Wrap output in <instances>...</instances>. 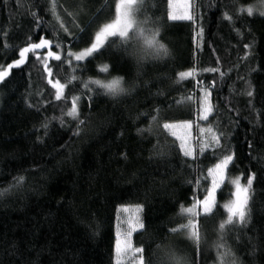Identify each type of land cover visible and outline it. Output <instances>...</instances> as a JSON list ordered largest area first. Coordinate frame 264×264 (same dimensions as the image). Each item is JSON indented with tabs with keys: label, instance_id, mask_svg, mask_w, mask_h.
<instances>
[{
	"label": "trees",
	"instance_id": "obj_1",
	"mask_svg": "<svg viewBox=\"0 0 264 264\" xmlns=\"http://www.w3.org/2000/svg\"><path fill=\"white\" fill-rule=\"evenodd\" d=\"M55 3L59 20L51 0H0V65L18 59L19 48L41 36L65 61L69 51L90 46L95 33L115 19L117 0ZM139 4L136 26L159 29L157 38L169 50L163 59L138 64L120 39L111 37L93 56L73 60L74 67L81 65L75 71L66 61L49 59V77L42 62L49 49H39V58L29 53L25 65L0 83V264H115L119 211L136 205H143L145 227L133 234V246L144 249L137 256L146 264H156L158 245L170 247L187 264H264L261 0H193L192 21L168 20V0ZM131 38L139 49L143 39L135 27ZM193 69V76L179 77ZM115 77L132 89L112 98L96 87L89 99L85 81ZM48 79L66 85L60 100ZM205 88L212 105L207 120L200 117ZM73 97L79 98L75 117L68 115ZM185 120L191 121L194 158L185 157L177 138L163 128ZM206 143L210 146L201 153ZM226 154L233 161L213 214L200 217L199 243L172 233L187 222L181 207H190L194 196L203 199L210 185L207 169ZM252 173L247 224L220 230L224 204L233 198L231 180L239 177L246 184Z\"/></svg>",
	"mask_w": 264,
	"mask_h": 264
},
{
	"label": "snow or ice",
	"instance_id": "obj_2",
	"mask_svg": "<svg viewBox=\"0 0 264 264\" xmlns=\"http://www.w3.org/2000/svg\"><path fill=\"white\" fill-rule=\"evenodd\" d=\"M7 3V0H5ZM140 6L139 0H117L115 6V19L110 23H105L99 31L95 33V37L90 43V46L85 47L82 51L71 52L69 51L65 61L68 63L69 67L73 68L75 71L76 67H81V65L73 66V60L76 62H82L87 57L93 56L94 53H97L101 50L105 43L111 37H118L122 42L125 52L135 58L137 63H141L147 57L151 56L153 52L150 50H155L158 52L163 46L159 44L158 34L159 29H150V35L145 33L144 28L136 26L135 12ZM169 12L168 20L177 21V20H189L194 19L193 15L189 12V0H184L183 4L179 8L174 4V0H168ZM51 11L54 16H56V3L55 0H51ZM260 14L264 15V0H261ZM249 15L253 13V7L247 9ZM35 16V13H33ZM57 20L59 17L56 16ZM225 19L231 20L232 17L225 14ZM63 28V25H61ZM136 28V33L138 36L142 37L144 47L135 49L132 45L131 33L133 28ZM65 32H68L67 28H64ZM200 34L203 33V28L199 30ZM52 41L45 39L43 36L39 38L38 43L29 42L27 46L19 48V58L13 59L11 63L6 66L0 65V83L6 82V78L10 76L11 70L13 68L20 69L22 65H25L26 60L28 59L29 53L37 55L39 54L37 50L39 49H49L46 55L43 57L42 62L44 64V71L48 74L49 77L53 75V69L49 65L48 60L53 59L55 61H60L64 63L65 61L61 60V54L56 51L51 50ZM57 48H60L59 43L56 44ZM248 47V45H245ZM164 54L168 55V50L164 49ZM103 71H108V66L105 65L102 69ZM207 72H217V68H208L205 69ZM195 70H189L186 72H180L179 77L181 79L194 75ZM78 77L72 75L71 80H76ZM70 82V81H69ZM48 83L52 85V88L56 90L55 98L60 100L64 89L65 84L61 83L59 79L53 81L48 79ZM119 85V79H112L110 81H103L100 79L89 80L84 82V88L89 93V99L92 98V95L96 87L111 90L116 88ZM95 86V87H94ZM203 98L202 105L200 110V117L204 120L208 119L209 114L212 112V105L209 102V96L211 93L205 88L202 89ZM247 95L249 97L253 96L252 91H248ZM78 97H73V102L70 111L68 112L69 116L75 117L77 115V101ZM155 119V117H153ZM191 121L185 120L178 123H164L163 128L169 130L171 135L175 136L179 143V150L183 152L185 157H193L194 149L188 143V133L187 129L190 128ZM177 129H183L184 133L181 134ZM211 132V129H208ZM214 144L220 143V138L216 135H213L211 138ZM209 144H203L200 147V152L203 153L205 148L209 147ZM158 155H164L163 152L158 153ZM233 161V155L226 154L223 155V158L219 160L213 167L207 169V176L205 180L210 178V185L206 188V194L203 196V199L196 198L194 196V202L190 207L184 208L181 207V213L186 216V223H180L177 227L172 228V233H182L189 237L197 244L200 241V229H201V220L200 217L203 215L207 219L210 214H213V210L217 204V191L221 189L223 183L225 182L226 170L229 167L230 162ZM255 179V173L248 175L246 184H242L239 177L233 178L231 184L234 185V192L232 193L233 198L226 204H224V209L226 210V219L222 220L219 224V229L224 230L226 226L233 225L236 222L240 224H247L249 219V201H250V191L252 189V184ZM196 185H200V180H196ZM120 211L125 215L121 219L118 217V223L115 231V264H123V261L132 257L134 264H146L145 257L143 255L137 256V254L143 253L144 249L142 247L133 246V233L138 229H143L145 227L141 219V213L143 212V205H136L133 209H130L128 206H121ZM123 225V226H122ZM156 264H187V260L181 261L176 254L171 250L170 247L166 245H158L156 252Z\"/></svg>",
	"mask_w": 264,
	"mask_h": 264
},
{
	"label": "clouds",
	"instance_id": "obj_3",
	"mask_svg": "<svg viewBox=\"0 0 264 264\" xmlns=\"http://www.w3.org/2000/svg\"><path fill=\"white\" fill-rule=\"evenodd\" d=\"M144 30L146 34H149V35L151 34L150 29L148 28L147 25L144 26ZM159 44L162 45L163 47L160 48L158 52H156L155 50H150L151 52H153V54L147 57L144 61H147L149 59H163L165 56H167L164 54V49L168 50L167 46L160 40H159ZM139 47L142 48L144 47V45L142 44ZM168 54H169V50H168ZM117 78L119 79V85L116 88L111 89V90L103 89L104 93L108 95L109 97H112V98L119 97L121 95L128 93L132 89V84L126 82L123 77H115L113 79H117Z\"/></svg>",
	"mask_w": 264,
	"mask_h": 264
},
{
	"label": "rangeland",
	"instance_id": "obj_4",
	"mask_svg": "<svg viewBox=\"0 0 264 264\" xmlns=\"http://www.w3.org/2000/svg\"><path fill=\"white\" fill-rule=\"evenodd\" d=\"M184 2V0H174V4L179 8L180 5H182ZM189 4H190V7H189V12L190 14L193 15V0H189ZM170 10V9H169ZM189 21V20H187ZM46 50V49H45ZM203 94L202 93V96H201V100H200V110H201V105H202V98H203ZM209 100H210V96H209ZM210 102V101H209ZM178 132H180L181 134H183L184 130L183 129H177ZM187 133H188V136L190 138V134H191V130L190 128L187 129ZM188 143L193 147L194 149V156L193 157H189V158H194L195 157V153H196V148H195V145H194V141H188ZM130 209H133L134 210V207H129ZM125 214L122 213L121 211H119V214L118 216L121 217V219L123 218ZM123 226V225H122ZM140 229H138L137 231H139ZM136 231V232H137ZM135 233V232H134ZM133 233V234H134ZM123 264H134L133 262V258L132 257H128L126 258L124 261H123ZM138 264V263H137Z\"/></svg>",
	"mask_w": 264,
	"mask_h": 264
}]
</instances>
